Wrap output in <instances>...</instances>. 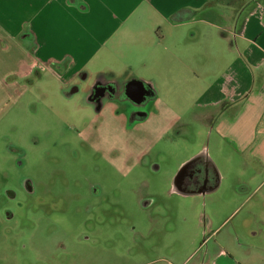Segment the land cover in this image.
I'll return each mask as SVG.
<instances>
[{"label": "crops", "instance_id": "0c3cea01", "mask_svg": "<svg viewBox=\"0 0 264 264\" xmlns=\"http://www.w3.org/2000/svg\"><path fill=\"white\" fill-rule=\"evenodd\" d=\"M42 72L70 95L82 91L99 103L96 116L79 134L121 174L148 171V160L188 148L172 168L156 167V173L163 171L156 192L166 185L178 194V200L166 202L170 234L186 230L187 218L180 216L189 215L200 198L213 199L226 178L206 148L189 153L191 145L180 146L172 133L181 136L189 127L195 141L205 132L214 135L213 152L235 162L229 174L237 179V185L231 184L236 197L213 206L206 218V246L214 243L197 264H264L262 202L218 238L223 224L251 198L237 199L252 180L246 174L264 176V3L0 0L2 97L11 85L19 87L5 80L9 76L22 80ZM131 84L141 96L129 94ZM97 89L105 93L97 96ZM234 157L253 164L243 168ZM197 159L202 164L195 165ZM229 204L238 207L217 220ZM231 234L236 248L226 241Z\"/></svg>", "mask_w": 264, "mask_h": 264}, {"label": "rangeland", "instance_id": "374dc122", "mask_svg": "<svg viewBox=\"0 0 264 264\" xmlns=\"http://www.w3.org/2000/svg\"><path fill=\"white\" fill-rule=\"evenodd\" d=\"M5 80L19 87L11 85L4 97L0 92V264H197L204 258L214 243L206 246V218L216 204L235 199L231 184L237 185L229 174L234 160L213 152L214 135L205 132L195 141L189 127L181 136L172 133L180 146L191 145L189 153L206 148L226 178L213 199L200 198L189 215L180 216L187 218L186 230L170 234L166 202L178 200V194L166 185L156 192V183L159 173L188 155V148L169 149L173 155L167 151L163 159L148 160V171L123 175L79 134L99 104L87 93L70 95L44 72ZM237 158L243 168H251L249 159ZM156 167L163 171L156 173ZM245 177L252 180L237 199L251 198L223 224L220 239L255 203L262 202L258 211L264 216V176L251 172ZM237 207L229 204L217 220ZM235 238L226 239L231 248H236Z\"/></svg>", "mask_w": 264, "mask_h": 264}, {"label": "water", "instance_id": "95a60500", "mask_svg": "<svg viewBox=\"0 0 264 264\" xmlns=\"http://www.w3.org/2000/svg\"><path fill=\"white\" fill-rule=\"evenodd\" d=\"M134 84H131L129 87H128V92H129V94H132V95H136V96H141L142 94H140V92L138 91V92H136L135 90H134V88H132V86H133Z\"/></svg>", "mask_w": 264, "mask_h": 264}, {"label": "flooded vegetation", "instance_id": "af4514ba", "mask_svg": "<svg viewBox=\"0 0 264 264\" xmlns=\"http://www.w3.org/2000/svg\"><path fill=\"white\" fill-rule=\"evenodd\" d=\"M104 92V90H100V89H97V91H96V95L98 96L99 94H101V93H103ZM105 93V92H104ZM103 93V94H104ZM113 97V96H112ZM199 170H202V168L200 167V166H198L197 168H196V171H198L199 172Z\"/></svg>", "mask_w": 264, "mask_h": 264}]
</instances>
